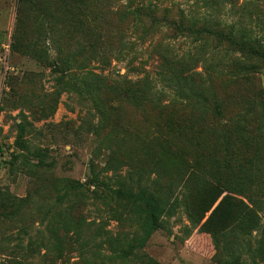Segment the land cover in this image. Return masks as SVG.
<instances>
[{
  "label": "rangeland",
  "instance_id": "rangeland-1",
  "mask_svg": "<svg viewBox=\"0 0 264 264\" xmlns=\"http://www.w3.org/2000/svg\"><path fill=\"white\" fill-rule=\"evenodd\" d=\"M128 2L0 0V264H142L110 260L107 243L146 216L109 191L156 178L175 190L144 261L264 264L253 226L224 213L205 226L225 198L248 205L232 190L245 177L264 180V0H151L210 35L133 21ZM81 219L84 246L57 258Z\"/></svg>",
  "mask_w": 264,
  "mask_h": 264
},
{
  "label": "trees",
  "instance_id": "trees-1",
  "mask_svg": "<svg viewBox=\"0 0 264 264\" xmlns=\"http://www.w3.org/2000/svg\"><path fill=\"white\" fill-rule=\"evenodd\" d=\"M128 5L129 7L127 15L133 21L139 22L141 19H145L149 21L150 24H162L167 28L169 27L174 29L180 34L183 33L192 35V29L197 28L198 33L210 35L211 29L217 27V25H212L215 23L208 21H205L204 24L199 25L198 27V24H194L192 19L188 17L185 12L179 8V6L177 7V12L179 15L176 18H173L170 15L172 8H161L153 4L151 0H129ZM212 34L218 39L224 37L223 32L221 31H217L216 33ZM227 38L228 36L225 35L224 39ZM100 64H105L104 58L100 60ZM177 76V79L187 83L189 86V96H186V100L192 99V77L183 74V71L179 72ZM124 83L127 89L128 87L131 88L135 86V84L129 81H124ZM112 96H114V102H119V92L114 91ZM38 167H41V165ZM244 180L250 184V188H247V185H240L238 189L232 190L233 192L243 196L244 200L248 202V205L242 200L238 201L225 198L210 213L205 226L209 225L213 219H217L219 215L224 213V216L229 214L234 217H239L238 220L240 222L242 220L244 224L253 226L264 237V224L261 223V218L259 215L264 214V180L259 181L258 178L253 176L245 177ZM147 182H149V179H147ZM91 185L96 187L102 186L101 182L99 179H97V177H95V175L92 177ZM148 188L149 187L144 184L143 188L134 194L127 191L124 192L121 187L114 191H109L111 194V199L113 197L122 196L127 201L132 209V215H134L132 216L133 218L137 219V209L139 208H142L145 211L146 216L145 225L143 227L139 228L138 224L135 223L138 228L137 236H133L132 234L133 237L131 236L130 238H127L128 235L125 234L121 236V239L118 240L115 245L107 243L109 249L111 250L110 254L112 255V259L110 260H120L125 262L133 258L139 260V262L142 264H154L150 260L144 261V256L140 254L142 253L152 234L161 228V218L163 217L164 208L165 206L169 207V200H171L175 187L171 184L164 185L159 183L156 178L155 180L151 181L149 188L150 190ZM215 202L216 201H211L209 203L205 213H208L211 210ZM88 226L89 223L85 222L83 219H81L78 224H74L72 222L67 223L66 230H68L67 233H70V237H67L65 232L61 242L55 240L54 245L51 247V250L57 253L56 257H63L64 250L68 251V249L72 248L74 244L81 246L79 244L80 237L83 234V231L88 229ZM101 232L102 227L99 228V233ZM64 240L70 243L68 244L67 248H64ZM214 241L216 242V237H214ZM232 264H237V262L233 261Z\"/></svg>",
  "mask_w": 264,
  "mask_h": 264
},
{
  "label": "crops",
  "instance_id": "crops-1",
  "mask_svg": "<svg viewBox=\"0 0 264 264\" xmlns=\"http://www.w3.org/2000/svg\"><path fill=\"white\" fill-rule=\"evenodd\" d=\"M4 48V47H3Z\"/></svg>",
  "mask_w": 264,
  "mask_h": 264
}]
</instances>
